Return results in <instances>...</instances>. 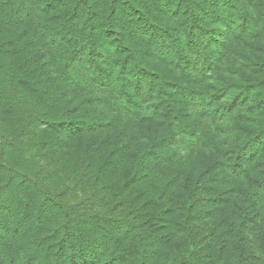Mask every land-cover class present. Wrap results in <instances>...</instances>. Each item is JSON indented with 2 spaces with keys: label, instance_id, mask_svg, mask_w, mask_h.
Returning <instances> with one entry per match:
<instances>
[{
  "label": "trees",
  "instance_id": "1",
  "mask_svg": "<svg viewBox=\"0 0 264 264\" xmlns=\"http://www.w3.org/2000/svg\"><path fill=\"white\" fill-rule=\"evenodd\" d=\"M260 24L264 0H0V264H198L191 242L166 258L145 220L163 208L181 237L209 216L249 264Z\"/></svg>",
  "mask_w": 264,
  "mask_h": 264
},
{
  "label": "rangeland",
  "instance_id": "2",
  "mask_svg": "<svg viewBox=\"0 0 264 264\" xmlns=\"http://www.w3.org/2000/svg\"><path fill=\"white\" fill-rule=\"evenodd\" d=\"M263 30L264 26L261 27L260 24L258 32L262 38H264ZM263 40L264 39H262V41ZM251 57L255 60V64L257 65L256 73L252 71V68L254 67L250 66L249 63ZM244 58L247 61L245 62L247 68H245L246 74L244 77L246 78L243 80L242 85H244L246 89V100L241 109L246 116H255V120L253 123L246 122L243 138L244 143H248V140L251 137V132L254 130L255 135L253 140H257L256 148L260 151H254L255 154L251 156V158L254 157V161L249 165V168L248 166L245 167V179L242 180L243 190L250 199L246 201L247 205L244 202L245 218L242 220V234L240 233L237 235V233H235L233 240L234 242L244 243V256L240 259L249 261V264H264V146H261L262 143H264V137H262V134H264V49L260 47H257V49H251L249 45L245 46ZM252 72L255 74H252ZM250 78H253L256 83V85L253 84L254 90L252 91L249 90L250 87L253 88L252 83H250ZM1 130L0 139L3 140L4 132ZM4 148H7L6 145H4L0 151ZM14 149L17 150L18 147H9L7 149L8 158L6 160L12 159L14 156ZM252 165L255 166V170L251 168ZM214 196H217L216 199H218L220 194L218 193L215 195L213 192L207 199L210 198L209 200H212ZM204 198H206V196H204L203 199ZM213 200H215V198H213ZM99 210L106 216L118 217L123 215L122 213L117 212L115 207L110 208V210L107 208H101ZM146 215L147 217L145 220H147L150 226L153 227L158 234L168 235H165L162 238V251L167 255L166 258L170 255H172L173 258L181 256V247L187 249L189 246L188 243L191 242L190 244L194 246L196 245L197 248L199 247V251L201 252L200 255L197 252L194 256L190 257L189 261L191 262L198 264H228L233 260L228 254V250L224 249V247L231 249V247L225 243V238L229 235L231 236L232 233H225L220 228L215 227L213 225V220L210 219L209 216L201 215L212 226L206 225L205 223L207 221L205 223L201 222V225H197L199 222H194L195 220H198L196 213L193 220L189 221L190 231L187 232L184 237H181L175 228L169 227L164 219L167 217V208H163L161 212L149 211L146 212ZM226 234L228 235L225 236ZM195 235H198V237ZM207 237L208 239H206ZM222 237L224 238L222 239ZM182 262L184 263L185 259L182 258Z\"/></svg>",
  "mask_w": 264,
  "mask_h": 264
}]
</instances>
